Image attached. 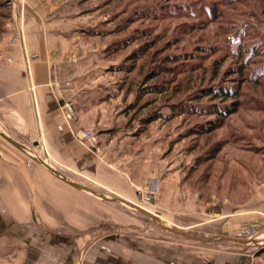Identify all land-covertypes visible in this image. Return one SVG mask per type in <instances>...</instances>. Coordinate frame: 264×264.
<instances>
[{"label": "crops", "instance_id": "1", "mask_svg": "<svg viewBox=\"0 0 264 264\" xmlns=\"http://www.w3.org/2000/svg\"><path fill=\"white\" fill-rule=\"evenodd\" d=\"M9 6L0 31V113L23 135L38 139L59 172L62 167L81 170L106 190L136 200L137 188L147 179L137 148L147 146H140L138 125L129 121L123 81L113 76L106 5L98 0H9ZM70 96L77 117L68 122L61 105ZM83 128L96 133L90 146L77 138ZM7 135L10 141L0 139V242L25 248V264H177L174 239L129 242L97 234L83 236L81 243L83 237L73 232H97L95 199L43 165H29L14 144L20 143ZM176 170L183 175L176 177ZM187 174L174 164L165 171L162 218L196 232L222 219L223 232L264 223V176L247 181V199L230 201L228 213L224 208L213 212L199 195L190 199L181 191ZM251 239L263 241L264 228ZM183 245L178 250L185 254ZM243 256L235 255V263H243Z\"/></svg>", "mask_w": 264, "mask_h": 264}, {"label": "rangeland", "instance_id": "2", "mask_svg": "<svg viewBox=\"0 0 264 264\" xmlns=\"http://www.w3.org/2000/svg\"><path fill=\"white\" fill-rule=\"evenodd\" d=\"M7 1V7L0 6L1 23L6 18L3 11L11 9ZM105 9L111 17V42L129 41L112 55V70L117 73L113 72V76L125 85L126 100L123 101L129 110V121L133 117L132 127L138 125L140 146H147L144 150L137 148L140 149L137 157L144 159L147 179L137 188V199L131 202L163 222L186 233L203 235L209 241L184 238L143 211L125 205L118 199L125 198L88 180L81 170L73 173L70 169L58 167L65 176L113 198L107 200L80 189L95 199L99 213L94 228L97 232L78 231L73 232V236L112 235L129 242L138 237L160 241L174 239L177 264H187L188 256L192 258L191 264H237L234 258L237 254L246 255L243 256L245 261L239 264H264V240L245 244L231 241L252 240L251 237L264 228V223L247 226L255 228L253 234L248 235L243 232L245 227L223 232L221 218L220 221L209 222L204 231L196 232L192 227L182 229L170 223L159 212L162 209L159 202L163 176L168 166L173 164L177 168L185 167L188 172L191 169L185 180L187 183L179 184L181 191L184 190L190 199L199 195L202 201L209 203L207 207L213 212L221 208L232 212L230 201L244 202L247 199V181L252 176H264V0H109ZM177 9L180 11L174 12ZM146 41H153L154 47L145 50L144 56L135 62L127 61L135 50H144ZM154 51H157L156 59L152 57ZM169 54L181 56L177 62L165 63L171 69L158 71L150 78L156 60L158 62ZM125 63H133L130 71L123 68ZM241 65H244L243 72L238 74ZM154 83H165L169 90L145 94L144 87ZM217 83L240 84L242 104L226 119L224 126L211 134H200L192 129L207 121L210 115L173 109L185 101L196 100L193 97L198 92ZM194 102L206 105L209 98ZM192 109L198 108L194 106ZM152 115L157 117L144 122ZM0 130L6 135L10 133L22 145L12 142L25 154L27 163H37L34 153L49 163L48 153L38 139L23 135L8 124L1 113ZM0 139L10 141L1 133ZM219 140L224 142L222 150L206 164L199 165L197 158L204 157ZM91 142L83 144L90 146ZM140 163L138 160L136 165ZM175 175L180 177L183 173L176 170ZM226 204L229 208L225 207ZM85 237L79 241L82 243ZM8 244L0 242V264H25L26 249ZM179 244H184L185 254L183 248L178 250Z\"/></svg>", "mask_w": 264, "mask_h": 264}, {"label": "trees", "instance_id": "3", "mask_svg": "<svg viewBox=\"0 0 264 264\" xmlns=\"http://www.w3.org/2000/svg\"><path fill=\"white\" fill-rule=\"evenodd\" d=\"M109 3V0L104 1V5H107ZM8 1L7 0H0V6L7 7ZM182 8V6L180 7ZM171 11V10H170ZM179 12L180 9L174 10V12ZM3 16L8 18L10 16L9 12L3 11ZM1 26V22H0ZM1 28V27H0ZM2 30V29H1ZM0 30V31H1ZM143 33H145L143 31ZM146 34V33H145ZM129 42V41H128ZM126 43H121L119 40H116L115 42H111V44L107 47L106 51L109 55H113L116 52H119L124 46H126ZM144 50H135L132 55H130L127 59V61L131 60L130 62H135L136 59L142 58L144 56V51L149 50L152 47H154L153 41H146V45H143ZM143 50V51H142ZM149 52V51H148ZM157 51L153 53V59H156ZM180 54H173V55H167L166 57L160 58V61L157 62L154 69V73L150 75L149 77L152 78L155 76V74L158 71L164 72L166 69H171L172 67H167L165 65L166 62H177L180 59ZM126 71H130L131 69V63H125L123 64ZM244 65H241L238 68V74L243 72ZM125 85L123 84V87ZM169 90V85L165 83H154L151 85H148L147 87H144L143 92L147 94L148 92H154V93H164ZM242 88L241 85L238 83H217L213 86H209L205 89H202L201 92H198L193 99H196L194 101H197L198 99L208 97L209 103L206 105L198 104L194 101H185L183 105H178L176 108L174 107V111L181 110L182 113H192L197 115H210L211 117L204 122L199 123L197 128H194L192 130L197 131L200 134L207 133L211 134L217 129L224 126V123L226 119L231 116L232 114L236 113L241 104H242ZM191 96V95H190ZM192 98V97H191ZM196 106V110L192 109ZM214 116V117H213ZM157 115H152L150 117H146L144 119V122H147L148 120L156 118ZM133 119V117H132ZM224 147V142L222 140L217 141L206 153L204 157H198L197 163L200 164H206L211 159L215 158L217 154L222 150ZM191 169L189 170L188 174H190Z\"/></svg>", "mask_w": 264, "mask_h": 264}, {"label": "water", "instance_id": "4", "mask_svg": "<svg viewBox=\"0 0 264 264\" xmlns=\"http://www.w3.org/2000/svg\"><path fill=\"white\" fill-rule=\"evenodd\" d=\"M25 143V142H23ZM26 147H28L30 150L31 148L26 145ZM33 157L35 159V161L41 165H43L44 167H46L49 171H51L52 173H54L57 177L61 178L62 180L68 182L69 184L81 189V190H85L95 196H98V197H102L104 199H108L110 196L109 195H106V194H103L101 192H98L94 189H91L87 186H84L82 185L81 183L65 176L63 173L59 172L57 169H55L53 166H51L47 161L45 160H42L40 158H38V156L34 153L33 154ZM120 201L122 203H124L125 205L127 206H131L139 211H143L146 215H149L152 219H154L155 221L161 223L162 225H164V227H166L168 230H171L173 231L174 233H177L179 234L180 236L184 237V238H189V239H196V240H200V241H209V239L205 238V237H198V236H195L193 234H190V233H186L185 231H182L181 229L175 227V226H171L169 225L168 223L166 222H163L159 217L157 216H152L151 214H149L148 212H145V210L143 208H140L137 204L135 203H132L131 201L127 200V199H122V198H119ZM231 241L235 242V243H241V244H245L247 243L248 241L250 242H254L253 240H250V239H232ZM254 243H257V242H254ZM261 244V243H259Z\"/></svg>", "mask_w": 264, "mask_h": 264}, {"label": "built area", "instance_id": "5", "mask_svg": "<svg viewBox=\"0 0 264 264\" xmlns=\"http://www.w3.org/2000/svg\"><path fill=\"white\" fill-rule=\"evenodd\" d=\"M12 44L17 43V37H13L11 39ZM64 113V117L68 121H72L77 117V110H76V102L75 98L73 96L67 97L64 102L61 105ZM77 138L82 141V143H85V141H94L96 139V133L89 129V128H83L80 131L76 133ZM29 165H32V162H28ZM255 231V228L252 227H245L243 229V232L247 233L248 235H252Z\"/></svg>", "mask_w": 264, "mask_h": 264}, {"label": "bare ground", "instance_id": "6", "mask_svg": "<svg viewBox=\"0 0 264 264\" xmlns=\"http://www.w3.org/2000/svg\"><path fill=\"white\" fill-rule=\"evenodd\" d=\"M0 133L3 134L4 136L8 137V135H6L5 133H3L1 130H0ZM20 146H22V145L20 144Z\"/></svg>", "mask_w": 264, "mask_h": 264}]
</instances>
